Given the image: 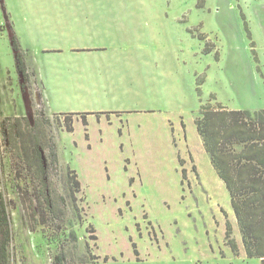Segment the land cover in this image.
Returning a JSON list of instances; mask_svg holds the SVG:
<instances>
[{"label": "rangeland", "instance_id": "1", "mask_svg": "<svg viewBox=\"0 0 264 264\" xmlns=\"http://www.w3.org/2000/svg\"><path fill=\"white\" fill-rule=\"evenodd\" d=\"M83 1L130 9L100 17L105 35L92 34L93 42L107 56L94 61L102 71L89 77L60 72L66 61L39 52L51 37L33 32L26 19L43 0H0V191L12 232L9 264H260L244 252L228 193L194 120L202 105L264 108V0ZM4 12L30 44L15 34L50 110L89 112L85 122L49 115L42 100L33 101L29 72L26 79L15 72ZM68 63L83 68L86 61ZM25 116L43 122L56 143L58 170L44 158L43 185L10 147L8 121ZM67 168L80 183L77 211ZM20 189L33 199L28 212ZM36 191L40 202L64 214L51 217L43 204L46 222L40 221ZM226 222L237 253L225 243Z\"/></svg>", "mask_w": 264, "mask_h": 264}, {"label": "trees", "instance_id": "2", "mask_svg": "<svg viewBox=\"0 0 264 264\" xmlns=\"http://www.w3.org/2000/svg\"><path fill=\"white\" fill-rule=\"evenodd\" d=\"M244 28L247 36L250 37L245 25ZM11 36L10 45L13 50L16 71L26 79L28 74L24 56L16 38ZM85 114L87 113H65L64 121L69 116L77 115L81 116L82 121L85 122ZM11 120L14 122L10 123ZM11 120L8 121L11 126L9 140L14 157L17 158L28 175L39 176L43 185L44 158H47L54 169L58 170L56 143L45 131L43 122H40L39 119L36 118L33 123L26 116L14 117ZM45 123H47L46 119ZM194 124L210 164L228 193L230 207L246 256L257 258L260 264H264V108L249 111L228 109L221 104L216 107L202 105ZM65 130L72 131V125H66ZM46 151L47 155L44 157ZM16 171L18 172V170ZM65 174L70 202L74 210L77 211L76 194L80 191V183L74 170L67 168ZM41 193L45 194L44 188ZM19 195L26 212H28L26 201L31 202L33 199L21 189ZM40 197L41 194H37L36 191L35 200L39 208L40 221L46 222L42 210L43 204L47 205V208H51V217L57 219L64 214L60 207L54 205L55 203L52 207L51 204L40 202ZM42 199L48 202L45 195ZM31 205L32 203L29 204V208ZM29 214L26 215L29 217L28 219L32 217ZM224 239L231 250L237 253V245L232 237V227L229 222H226L225 225ZM11 241L9 214L6 210L5 199L0 191V264H9L10 262L9 243Z\"/></svg>", "mask_w": 264, "mask_h": 264}, {"label": "crops", "instance_id": "3", "mask_svg": "<svg viewBox=\"0 0 264 264\" xmlns=\"http://www.w3.org/2000/svg\"><path fill=\"white\" fill-rule=\"evenodd\" d=\"M108 8L109 7L106 6L91 4V2L86 3V1L83 0H63L61 3H58L56 0H43L42 3L35 5L34 8L28 12L29 17L26 20L29 24L35 26L36 29L29 26L33 32H39L44 38L51 37L49 41H46L45 39L41 41V46H39L41 47V50L39 52H42L45 56H54V58H60L62 61H66L67 63L64 65L66 68L60 72H83L85 77H89L92 74H99V72L102 71L101 69L93 66L94 61L107 56L102 53L106 47L101 46L97 42H93L94 36H92V34L98 36L105 35L104 29H99V26H97L100 20H105L100 17L107 18V14H127L130 10L122 9L120 7H116L114 9ZM7 15L8 14L4 12V19L9 25L8 30L13 33L14 37L17 36L18 39L20 38L19 40H21L22 45H30L25 43V41L17 35V31L16 29L14 30L13 27L12 31L10 24L13 22L9 21ZM9 15L12 18L10 13ZM75 30H80V32L76 34L74 33ZM37 46L38 45L33 44V47ZM20 50L24 56L26 69L29 72L28 74L32 78L30 83L31 85L27 87V90L29 91L31 88V90L33 89L32 91L37 94L33 101L35 103H39V101L42 100L44 102L46 112L49 115L65 114L59 112L56 113L50 110L48 100L43 97L44 89H41V84L37 82L38 79L35 65L32 63V59L29 54H27V49L22 50V48H20ZM80 60L84 63L86 61L83 68H74L79 66L77 64L68 63V61L79 63ZM15 72L19 75L16 68ZM84 113H87L86 117L90 114L89 112Z\"/></svg>", "mask_w": 264, "mask_h": 264}, {"label": "built area", "instance_id": "4", "mask_svg": "<svg viewBox=\"0 0 264 264\" xmlns=\"http://www.w3.org/2000/svg\"><path fill=\"white\" fill-rule=\"evenodd\" d=\"M6 22V21H5ZM5 26L7 27L6 23H5ZM3 27V23L0 22V28Z\"/></svg>", "mask_w": 264, "mask_h": 264}]
</instances>
